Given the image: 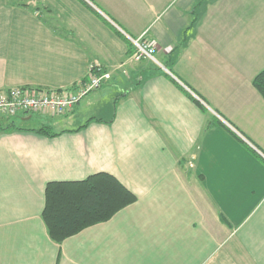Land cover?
Here are the masks:
<instances>
[{"label": "crops", "instance_id": "0c3cea01", "mask_svg": "<svg viewBox=\"0 0 264 264\" xmlns=\"http://www.w3.org/2000/svg\"><path fill=\"white\" fill-rule=\"evenodd\" d=\"M146 1L0 0V89L73 88L94 63L111 74L84 96L100 90V112L54 136L34 129L84 97L10 117L22 129L0 113V264H264V0H203L185 40L197 0ZM117 27L157 62L132 61ZM100 171L135 201L51 240L46 183Z\"/></svg>", "mask_w": 264, "mask_h": 264}, {"label": "trees", "instance_id": "16d2710c", "mask_svg": "<svg viewBox=\"0 0 264 264\" xmlns=\"http://www.w3.org/2000/svg\"><path fill=\"white\" fill-rule=\"evenodd\" d=\"M203 0H197L191 13H194L191 25L181 33L185 40L186 34L196 22ZM123 37L124 35L119 32ZM129 43L130 53L133 51ZM252 84L264 100V67L252 78ZM203 109V106L199 104ZM5 116V115H4ZM3 116V117H4ZM5 128L22 129L5 116ZM92 120L89 118L79 128ZM37 133L54 136L51 126L44 124L34 129ZM135 195L127 189L114 175L108 172H95L81 180H52L44 188V203L41 218L51 240L60 243L82 229L111 218L117 211L135 201Z\"/></svg>", "mask_w": 264, "mask_h": 264}, {"label": "built area", "instance_id": "2783aa9c", "mask_svg": "<svg viewBox=\"0 0 264 264\" xmlns=\"http://www.w3.org/2000/svg\"><path fill=\"white\" fill-rule=\"evenodd\" d=\"M118 30L133 46V51L129 55L132 61L149 59L157 62L153 44L144 39L143 35L132 37L120 28ZM110 75L109 71H104L98 63H94L89 65L85 79L79 81L73 88L54 90L12 86L0 89V113L7 117L20 113L61 115L89 92L98 89Z\"/></svg>", "mask_w": 264, "mask_h": 264}, {"label": "rangeland", "instance_id": "374dc122", "mask_svg": "<svg viewBox=\"0 0 264 264\" xmlns=\"http://www.w3.org/2000/svg\"><path fill=\"white\" fill-rule=\"evenodd\" d=\"M169 1L170 0H147L146 1L147 2V12L149 10H152V9H150L151 7H154L155 9L160 8L161 6H163L164 4H166ZM153 12H155V11H153ZM140 35H144V34H140ZM137 36H139V35H137ZM107 82H108V79L104 83H107ZM100 93H101L100 90H98V91L92 92L87 97H84L81 100L82 101L81 107L78 109L77 112H75L74 114L71 113V115H70L71 117L68 119H66L65 116L60 117V119L63 121L61 123H58V124H53L51 128L57 129V128H61V126L62 127L75 126V124H77V121L83 122L89 114H97L98 112H100V109H99L100 104H98L96 102L99 99V95H100V97H103V94H100ZM106 93H111V91L106 90ZM32 117H34V119H35L37 116L32 115ZM29 124L34 125L35 120H32L31 122H29Z\"/></svg>", "mask_w": 264, "mask_h": 264}]
</instances>
